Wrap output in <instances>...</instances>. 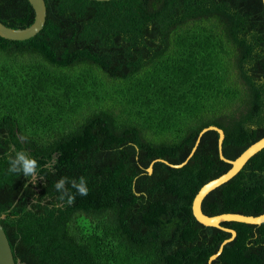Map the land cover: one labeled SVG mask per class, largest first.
Segmentation results:
<instances>
[{"label": "trees", "instance_id": "obj_1", "mask_svg": "<svg viewBox=\"0 0 264 264\" xmlns=\"http://www.w3.org/2000/svg\"><path fill=\"white\" fill-rule=\"evenodd\" d=\"M45 4L37 34L0 36V223L15 264H208L231 234L197 221L192 200L231 164L217 131L196 139L221 128L233 160L264 136L262 0ZM33 20L28 0H0V22ZM13 147L38 161L37 183L9 173ZM81 176L89 194L56 207L54 184ZM201 209L263 213L264 148ZM220 226L236 235L211 264H264V222Z\"/></svg>", "mask_w": 264, "mask_h": 264}, {"label": "water", "instance_id": "obj_2", "mask_svg": "<svg viewBox=\"0 0 264 264\" xmlns=\"http://www.w3.org/2000/svg\"><path fill=\"white\" fill-rule=\"evenodd\" d=\"M30 5L34 10V20L31 24L24 28H14L11 26H7L4 23L0 22V36L10 40H25L28 39L35 34H37L44 26L46 20V4L45 0H28ZM96 1H106V0H96ZM264 6V0H262ZM207 129H213L218 133V152L220 158L224 159L226 162L231 164V167L223 174L219 175L218 177L209 180L205 184H203L200 189L195 194L192 200V213L197 221L200 223L207 225V226H214L220 227L225 231L229 232L231 235L230 237L224 239L221 244L219 245L217 251L210 255L208 258V264H211V261L216 258V256L222 251L223 246L225 243L233 239L236 235V232L232 228H226L220 226V222L222 221H238L250 224H260L264 222V212L259 215H245L241 213H221L216 215H207L201 209V201L204 196L214 189L215 187L219 186L220 184L224 183L232 176H234L247 162V160L254 155L256 152L264 148V136L250 146H248L239 156H237L233 160L226 159L221 151L222 141L224 138V132L221 128L210 125L208 127H204L199 132L198 138L196 139V144L199 141V136L205 132ZM196 145L192 148L189 156L193 153ZM173 164V166L179 167L183 164ZM148 171H152V167L149 166ZM0 264H15L12 249L9 243V240L6 236V233L0 223Z\"/></svg>", "mask_w": 264, "mask_h": 264}, {"label": "clouds", "instance_id": "obj_3", "mask_svg": "<svg viewBox=\"0 0 264 264\" xmlns=\"http://www.w3.org/2000/svg\"><path fill=\"white\" fill-rule=\"evenodd\" d=\"M23 141L24 138L21 137ZM15 154L12 155L11 153ZM9 168V173L23 175L26 178L31 177V183L35 184L39 179L40 165L38 161L30 156L27 152L23 150H15L11 148L10 153L7 156ZM49 167V165H45ZM54 189L58 193V203L56 207H60L62 204L72 205L75 201V196L78 194L80 196L86 197L89 194V188L87 180L85 177L81 176L78 180L75 178L69 179L68 177L60 178L55 184ZM75 190V193L72 190Z\"/></svg>", "mask_w": 264, "mask_h": 264}]
</instances>
